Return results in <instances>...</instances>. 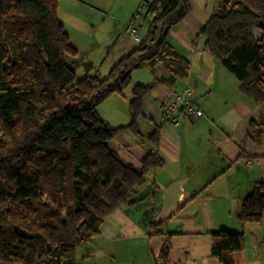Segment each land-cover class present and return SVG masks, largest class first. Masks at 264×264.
<instances>
[{"label":"trees","instance_id":"trees-1","mask_svg":"<svg viewBox=\"0 0 264 264\" xmlns=\"http://www.w3.org/2000/svg\"><path fill=\"white\" fill-rule=\"evenodd\" d=\"M190 2L144 0L149 22L137 48L106 77L78 79L72 65L78 51L58 19V0H0V264H78L88 258L105 219L131 205L149 172L162 165L147 154L135 168L107 146L124 130L138 134L142 99L151 86L133 89L125 127L110 128L96 108L122 95L131 73L147 65L162 67L173 83L188 78L189 63L168 35L190 13ZM197 38L236 78L239 92L264 106V0H218ZM256 127L250 125L248 136ZM158 139L155 126L148 140L154 146ZM263 214L260 181L242 200L237 220L259 223ZM210 236L212 256L232 264L243 235L219 230ZM168 248L163 243L165 261Z\"/></svg>","mask_w":264,"mask_h":264},{"label":"crops","instance_id":"crops-1","mask_svg":"<svg viewBox=\"0 0 264 264\" xmlns=\"http://www.w3.org/2000/svg\"><path fill=\"white\" fill-rule=\"evenodd\" d=\"M82 1L94 12L85 10V15H104L113 27L93 28L94 42L86 45L83 41L86 48L78 51L72 65L78 79L104 78L141 42L148 25L144 26L141 14H134L144 0L79 3ZM115 4L130 14L112 12ZM217 4L218 0H191L190 13L169 32L171 46L189 63L186 80L173 83L162 67L147 65L131 73L122 95H111L96 108L110 128L125 127L130 123L128 105L133 89L151 86L142 99L138 134L124 130L107 146L123 163L135 168L147 154L157 155L162 165L149 172L131 205L114 211L102 223L100 239L88 256L90 264H222L212 256L210 236L219 230L243 235L242 248L232 255V264H264V214L259 223L241 225L237 220L242 200L255 183L264 181V106L255 105L239 92L236 78L197 38ZM60 7L59 3L58 19L63 26ZM77 16L73 19L78 20ZM133 18L135 34L126 31ZM105 20L97 22L98 26ZM79 22L87 24L80 18ZM104 34L114 37V45L100 42ZM108 36L107 42L111 40ZM99 43L100 49H96ZM187 88L202 117L186 121L177 110L178 124L172 126L164 115L166 103L173 93L182 94ZM253 123L257 132L251 137L248 132ZM155 126H159V139L153 146L148 136ZM151 221L155 226H150ZM166 242L165 261L161 252Z\"/></svg>","mask_w":264,"mask_h":264},{"label":"rangeland","instance_id":"rangeland-1","mask_svg":"<svg viewBox=\"0 0 264 264\" xmlns=\"http://www.w3.org/2000/svg\"><path fill=\"white\" fill-rule=\"evenodd\" d=\"M81 0H59L58 5L60 3V14L62 15V23H63V27H64V31L65 33L68 35L69 37V41L70 44H75L78 45L80 47L76 48L77 51H80L82 49H85L86 47H84V43L87 45H89V43H93V34H92V30L93 28H95L97 26V28L95 29H100L104 26H106L107 28L110 29V27H113L112 24H110V21L108 18H104V15H85V12L83 11H91L87 8L88 3L87 2H83V3H79ZM118 1V0H117ZM123 1V0H122ZM114 6V5H113ZM118 6L117 4H115L114 8ZM105 8V7H102ZM112 9V12L115 11L116 13L120 14V15H129L130 12L128 9H126L125 7L123 8H115ZM102 11H106L107 9H101ZM111 10V9H110ZM76 13H78L80 16H77L78 20L73 19L74 17H76ZM91 13H94L93 11H91ZM139 13L141 14V16L144 18L145 23L144 26L147 27L148 22H149V18L146 14V11L143 7H139ZM84 14V15H81ZM107 14V12H105V15ZM79 18L82 21H86L87 24L83 25L80 24L79 22ZM107 19V20H105ZM105 20L104 23H102L100 26H98L97 22ZM108 35L104 34L103 36H100V42L101 43H105L106 46H112L114 45V37L113 36H108L111 40L110 41H106V37ZM84 41V43H83ZM81 44L83 46H81ZM100 43L98 45V47H96V49H100ZM113 48V47H111ZM116 48L113 49V51H115ZM107 75V74H106ZM78 264H90V262L88 261V258H85L83 260H78L77 262Z\"/></svg>","mask_w":264,"mask_h":264},{"label":"built area","instance_id":"built-area-1","mask_svg":"<svg viewBox=\"0 0 264 264\" xmlns=\"http://www.w3.org/2000/svg\"><path fill=\"white\" fill-rule=\"evenodd\" d=\"M126 31L132 34L136 33V28L133 22L127 23ZM191 96L192 91L189 88L185 89L182 94L173 93L170 96V101L169 103H166L167 109L164 112L170 125L176 126L178 124V117L174 113L177 110H181V117L186 121L202 117V112L193 105Z\"/></svg>","mask_w":264,"mask_h":264}]
</instances>
